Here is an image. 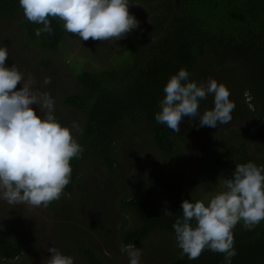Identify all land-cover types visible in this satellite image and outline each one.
I'll return each instance as SVG.
<instances>
[{"label": "trees", "instance_id": "16d2710c", "mask_svg": "<svg viewBox=\"0 0 264 264\" xmlns=\"http://www.w3.org/2000/svg\"><path fill=\"white\" fill-rule=\"evenodd\" d=\"M138 3L146 5L141 13H152L153 20L151 24H140L122 40L121 53L116 56L118 67L79 70L78 91L63 97L66 107L84 117L82 133L76 139L83 152L70 161L71 182L64 194L72 195L81 176L80 163L87 157L99 159L113 172L120 139L139 123L162 156H177L180 151L174 133L157 123L155 114L160 111L164 86L181 68L188 71V82L199 85L196 75L208 61L220 71H232L229 67L241 64L256 118L264 122V0H130L134 14ZM17 16L22 38L29 47L58 51L66 36L62 21L50 19L52 34L37 37L34 30L43 25L24 18L19 0H0V23ZM205 101H199L198 111H204ZM117 135L120 139H116ZM210 153L215 165L231 176L236 164L252 162L263 166L249 154L245 144L228 145L221 151L210 149ZM196 200L194 197L190 201ZM119 212L134 222L133 228H121L120 245L144 246L153 235H167L176 241L172 225L182 216L180 203L161 205L151 202L144 193H134L119 201ZM237 226L233 229L237 255L231 264H264V221L251 231L244 229L242 221ZM25 246L21 239L0 233V263L18 259ZM170 251L165 264H225L223 254L207 249L196 260L186 255L181 258L177 244ZM77 253L83 264H104L89 247L82 245Z\"/></svg>", "mask_w": 264, "mask_h": 264}, {"label": "rangeland", "instance_id": "374dc122", "mask_svg": "<svg viewBox=\"0 0 264 264\" xmlns=\"http://www.w3.org/2000/svg\"><path fill=\"white\" fill-rule=\"evenodd\" d=\"M137 6V14L131 6L129 13L139 25L151 24L153 14L141 13L147 8L143 3ZM123 39L83 41L66 32L58 51L50 53L28 46L22 38L18 16L0 23V46L8 50L6 66L15 64L23 74L22 84L31 81L34 91L51 96L55 102L53 115L62 126L72 129L75 139L80 131L72 126L76 124L82 129L84 117L66 107L63 97L78 91L76 73L79 70L118 67L116 56L121 53ZM229 68L232 71H220L208 61L196 77L200 83L208 78L218 79V83L227 87L229 99L235 104L231 121L218 123L217 128L199 126V117L214 107V97L209 94L204 111H198L196 119L183 117L180 133H174L180 151L177 156H162L139 123V127L130 129L122 139L116 136L122 144L121 149H115L113 172L94 157H87L80 163L81 176L72 195L63 193L46 208L9 205L0 199V233L21 239L26 245L18 259L0 264H42L51 256L47 251L51 247L71 256L74 264H83L77 253L82 245L91 248L104 264H129V257L120 251V230L133 228L134 222L129 215L120 214L121 199L144 193L151 202L164 205L181 204L183 200L191 202L196 197L207 206L211 195L223 190L222 179L232 177L215 165L210 149L221 151L228 145L245 144L249 154L264 166V122L256 118L244 67L236 63ZM45 78H50L51 82L45 84ZM21 87L18 84L17 90ZM31 107L42 116L37 105ZM238 228L236 225L234 229ZM175 245L176 241L170 236L153 235L144 246L137 247L142 252L140 264H165L171 256L170 248Z\"/></svg>", "mask_w": 264, "mask_h": 264}, {"label": "clouds", "instance_id": "9594fccd", "mask_svg": "<svg viewBox=\"0 0 264 264\" xmlns=\"http://www.w3.org/2000/svg\"><path fill=\"white\" fill-rule=\"evenodd\" d=\"M19 7L27 21L43 25L34 30L37 37L52 34L50 19L62 21L67 33L83 41H118L139 26L129 13V0H19ZM7 59V47L0 46V199L9 205L46 208L61 198L71 182L70 161L79 158L83 148L72 129L53 115L51 96L34 91L31 81L22 84L23 74L15 64L7 67ZM188 78L184 68L170 76L156 122L179 134L183 117L196 119L199 101L211 94L214 107L199 117V126L217 128L218 123H229L235 104L227 87L213 78L199 85ZM50 82L45 78V84ZM18 84L22 85L19 90ZM32 105L39 107L42 116ZM72 127L82 133L78 125ZM221 185L223 190L211 195L207 206L202 200L182 201V216L172 225L181 258L196 260L207 249L223 254L225 264H231L237 255L236 225L242 221L244 229L251 231L264 221V166L236 164L232 177L222 179ZM47 251L51 256L42 264H74L71 256L55 247ZM120 251L129 257V264H140V248L121 243Z\"/></svg>", "mask_w": 264, "mask_h": 264}]
</instances>
